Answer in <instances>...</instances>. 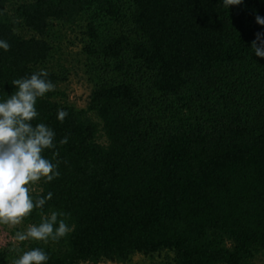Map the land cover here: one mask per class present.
<instances>
[{
	"label": "trees",
	"instance_id": "16d2710c",
	"mask_svg": "<svg viewBox=\"0 0 264 264\" xmlns=\"http://www.w3.org/2000/svg\"><path fill=\"white\" fill-rule=\"evenodd\" d=\"M257 16L264 0H0V39L11 46L0 49V100L15 92L13 80L46 69L56 24L86 22L83 53L95 81L77 109L60 102L66 71L46 69L55 90L38 98L32 121L55 131L57 147L43 155L59 161L60 175L32 185L34 197L53 196L22 222L55 210L69 214L73 231L2 248L0 264L33 248L48 253V264H126L135 255L252 264L264 255Z\"/></svg>",
	"mask_w": 264,
	"mask_h": 264
},
{
	"label": "clouds",
	"instance_id": "9594fccd",
	"mask_svg": "<svg viewBox=\"0 0 264 264\" xmlns=\"http://www.w3.org/2000/svg\"><path fill=\"white\" fill-rule=\"evenodd\" d=\"M223 2L231 7L242 4L243 0ZM256 22L264 26V18L257 16ZM10 47L6 40L0 39V49L9 51ZM251 47L256 56L264 58V33H257ZM48 77L49 72L41 69L30 77L15 79L12 81L15 92L0 100V224L19 225L33 209H43L53 193L34 197L32 185L41 180L50 183L60 175L59 161L53 163L43 155L46 149H56L55 131L44 123H32L39 116L36 108L38 98L55 90V84ZM68 115L63 108L57 111V119L61 122ZM59 143L67 144L68 137L65 136ZM58 155V152H53L54 157ZM68 215L52 210L38 224L17 231L14 239L19 242L59 241L73 231V226L66 220ZM49 260L48 253L42 248L20 249L13 264H48Z\"/></svg>",
	"mask_w": 264,
	"mask_h": 264
},
{
	"label": "rangeland",
	"instance_id": "374dc122",
	"mask_svg": "<svg viewBox=\"0 0 264 264\" xmlns=\"http://www.w3.org/2000/svg\"><path fill=\"white\" fill-rule=\"evenodd\" d=\"M85 25V21L80 22L76 26L56 24L48 38L53 47V52L51 59L46 64V69L56 72L66 71L67 81L57 87L59 92L65 94L64 100L60 102H66L77 109H85L87 107L95 84L94 77L89 73L91 63L83 53L85 38L82 33L85 30ZM19 33L26 37L30 36L25 30H20ZM99 142L105 143L103 136ZM27 227L23 222L15 226L0 224V249L7 246L18 249L22 243H28L29 240L19 242L14 239L17 231H24ZM161 261L162 258L157 255L153 257L135 255L126 264H159ZM252 264H264V255H257Z\"/></svg>",
	"mask_w": 264,
	"mask_h": 264
}]
</instances>
